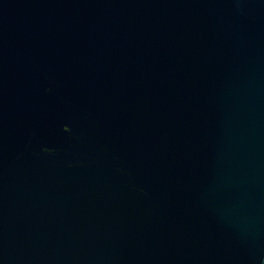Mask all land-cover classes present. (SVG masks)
Returning <instances> with one entry per match:
<instances>
[{
	"label": "water",
	"instance_id": "obj_1",
	"mask_svg": "<svg viewBox=\"0 0 264 264\" xmlns=\"http://www.w3.org/2000/svg\"><path fill=\"white\" fill-rule=\"evenodd\" d=\"M0 264H264V0H0Z\"/></svg>",
	"mask_w": 264,
	"mask_h": 264
}]
</instances>
